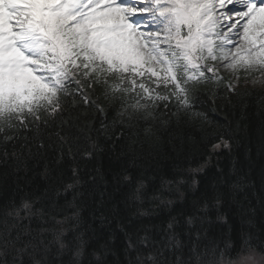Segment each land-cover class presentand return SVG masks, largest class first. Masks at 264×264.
<instances>
[{"label": "trees", "instance_id": "16d2710c", "mask_svg": "<svg viewBox=\"0 0 264 264\" xmlns=\"http://www.w3.org/2000/svg\"><path fill=\"white\" fill-rule=\"evenodd\" d=\"M189 88L179 112L170 99L129 121L133 100L121 105L119 93L93 84L85 88L86 118L62 129L37 121L38 134L14 127L20 139L6 146L0 139V264H153L150 257L225 264L264 256V78L234 90L224 81ZM92 100L104 111L91 109ZM73 109L74 117L82 111ZM5 237L15 246L5 248Z\"/></svg>", "mask_w": 264, "mask_h": 264}, {"label": "snow or ice", "instance_id": "6c2138e0", "mask_svg": "<svg viewBox=\"0 0 264 264\" xmlns=\"http://www.w3.org/2000/svg\"><path fill=\"white\" fill-rule=\"evenodd\" d=\"M138 2L143 5V0ZM132 5L133 0H0V139L5 146L20 139L18 131H11L14 127L38 134L37 121L62 129L70 120L86 118L83 105L90 98L85 88L93 84L103 83L110 94L119 93L121 105L131 98V121L147 119L149 104L164 109L174 99L177 112L187 106L189 84L212 79L205 76L214 72L206 61H229L232 69H264V0H151L139 9ZM227 5L239 17L228 25V32L240 25L242 31L234 33L239 44L217 31V9ZM138 11L152 16L133 22L130 18ZM219 18L228 19L223 11ZM143 24L146 30L139 27ZM230 44L234 51L226 47ZM77 104L82 111L74 117ZM89 106L104 111L94 100ZM101 130L106 132V126L101 124ZM55 134L65 139L59 131ZM222 143L228 147V141ZM219 147L213 144V149ZM23 208L32 214L27 201ZM3 243L5 248L15 246L7 237Z\"/></svg>", "mask_w": 264, "mask_h": 264}, {"label": "rangeland", "instance_id": "374dc122", "mask_svg": "<svg viewBox=\"0 0 264 264\" xmlns=\"http://www.w3.org/2000/svg\"><path fill=\"white\" fill-rule=\"evenodd\" d=\"M242 31V30H241ZM234 33H237V32H231L230 34L234 37H230L233 41V44H239L240 41H239V36L238 35H234ZM228 48L232 49L234 51V48H232V45H228ZM229 61H225V60H222V62H220L219 64H217V67L219 69L220 72H223V71H226L227 72H230V71H233L232 68H229L227 67ZM256 68H259V67H256ZM256 68H253V69H256ZM258 80H252L253 83H257ZM253 261L254 264H264V256L262 255H259V254H251V255H246V256H242L241 258H238L236 260H233L232 262H234V264H239V262L241 261ZM225 264H228L225 263Z\"/></svg>", "mask_w": 264, "mask_h": 264}, {"label": "bare ground", "instance_id": "6f19581e", "mask_svg": "<svg viewBox=\"0 0 264 264\" xmlns=\"http://www.w3.org/2000/svg\"><path fill=\"white\" fill-rule=\"evenodd\" d=\"M233 2L235 3V0H233ZM230 7H232V5H227L224 9H222V10L220 9V11H219V16H220V12L223 11L224 13L227 14V17H228V19L221 18L222 25H223V28L225 29V31H228V25L230 23H234L236 20L239 19V17L236 16V14H233V12L228 11V9ZM242 23H243V21H241V24ZM236 27L239 28V30H242L239 24Z\"/></svg>", "mask_w": 264, "mask_h": 264}, {"label": "clouds", "instance_id": "9594fccd", "mask_svg": "<svg viewBox=\"0 0 264 264\" xmlns=\"http://www.w3.org/2000/svg\"><path fill=\"white\" fill-rule=\"evenodd\" d=\"M239 264H254V262L245 260V261L239 262Z\"/></svg>", "mask_w": 264, "mask_h": 264}]
</instances>
